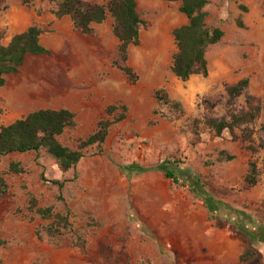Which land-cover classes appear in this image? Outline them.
<instances>
[{
    "label": "rangeland",
    "instance_id": "obj_1",
    "mask_svg": "<svg viewBox=\"0 0 264 264\" xmlns=\"http://www.w3.org/2000/svg\"><path fill=\"white\" fill-rule=\"evenodd\" d=\"M60 1L30 0L26 5L7 0L10 8L0 12L5 45L24 30L16 28L12 16L25 9L33 17L24 28L42 24V42L50 52L29 55L19 72L7 76L0 87V129L37 110L67 108L75 113L76 126L61 141L74 149L94 133L108 106L128 110L111 128L104 152L87 150L76 169L64 172L44 151L3 158L0 171L11 161L21 162L27 171L6 174L9 191L0 197V264H264V242L249 235L263 236L264 174L257 186L245 184L251 162L264 169V0H208L207 23L225 36L208 52L209 76L188 81L171 70L177 50L174 30L189 22L180 3L137 0L144 25L129 57L140 77L136 84L113 64L119 40L112 17L89 35L38 20L47 10L53 13ZM243 79H249L248 87L230 104V88ZM159 89L183 105L182 118L175 119L159 104ZM251 107L261 108L254 122L220 137L204 124ZM121 113L119 109L115 116ZM127 166L138 169L127 172ZM165 167L182 177L180 184L166 177ZM52 180L66 182L64 188ZM196 181L241 214L228 209L211 220L192 192ZM31 195L56 212L71 208L85 246L49 238L44 230L49 221L27 209ZM248 249L256 256L242 262Z\"/></svg>",
    "mask_w": 264,
    "mask_h": 264
},
{
    "label": "trees",
    "instance_id": "obj_2",
    "mask_svg": "<svg viewBox=\"0 0 264 264\" xmlns=\"http://www.w3.org/2000/svg\"><path fill=\"white\" fill-rule=\"evenodd\" d=\"M106 3H92L85 0H61L53 13L61 18L70 16L74 27L83 34L89 35L95 32V25L103 24L112 17L113 31L119 40L114 66L121 70L131 84H136L140 77L129 64L131 47L140 43L141 30L144 25L142 15L138 10L137 0H105ZM180 3V11L188 18V23L174 30V38L177 50L173 56L171 70L182 81H188L191 77L202 75L209 76L208 52L210 48L225 36L220 27H210L207 23L209 5L208 0H168ZM29 5L30 0H24ZM10 8L7 0H0V12ZM44 30L37 24L30 26L26 31L15 35L8 45L3 43V34L0 33V87L6 84L7 76L19 72L29 55L39 56L49 54V50L42 43ZM249 79H243L229 90L230 104L241 95L248 87ZM161 106H166L180 119L185 115L183 105L172 100L168 92L159 89L155 93ZM251 98H249L250 102ZM122 109L118 117L115 113ZM126 106L118 104L110 105L106 109V116L97 123L96 130L89 137L80 139L77 148H71L63 144L61 137L68 129L76 126V115L67 108L41 109L14 121L0 129V162L4 157L15 153L25 154L31 152L46 154L54 158L64 171L76 169L84 158L87 150L97 148L103 153V146L107 141L111 128L126 118ZM261 111L260 107H251L250 111L231 112L228 119H210L204 122L206 127L214 131L217 136H222L224 131H233L237 126L254 122ZM200 123L196 121V124ZM138 167L127 166L124 170L131 172ZM168 179L175 184H180L182 177L169 167L163 168ZM26 168L21 162L11 161L6 171H0V197L9 191V182L6 174H24ZM183 172L184 171H180ZM264 174L257 162H251L245 184L248 188L257 186ZM55 186L63 189L66 182L60 180L51 181ZM192 192L198 200H202L209 212L210 219L221 218L228 209L236 215L240 211L233 209L225 201L214 197L199 181ZM29 213L38 215L43 220L49 221L44 227L47 236L53 240L69 239L77 246L84 247L85 235L82 229L76 227L75 214L69 207L65 212H56L55 206H40L38 199L31 195L27 207ZM263 236L249 233L254 242H264V227L260 228ZM42 238V235H39ZM256 256L254 249H248L241 257L242 262H249Z\"/></svg>",
    "mask_w": 264,
    "mask_h": 264
},
{
    "label": "crops",
    "instance_id": "obj_3",
    "mask_svg": "<svg viewBox=\"0 0 264 264\" xmlns=\"http://www.w3.org/2000/svg\"><path fill=\"white\" fill-rule=\"evenodd\" d=\"M12 17H13V20H15L16 28L24 29V30H22V32L26 31L30 26H32V25H30L27 28H24V25L28 22L29 18L33 17V15L30 14L25 9H21L19 11L18 15L13 14ZM38 20H40V21H45V20L53 21L54 26L59 27V28H66V29H73L74 28V23H73V20L70 16H64L61 19H58L53 13H51L48 10L43 14L42 18H40V19L38 18ZM41 25L42 24H40V26ZM22 32H20V33H22Z\"/></svg>",
    "mask_w": 264,
    "mask_h": 264
}]
</instances>
